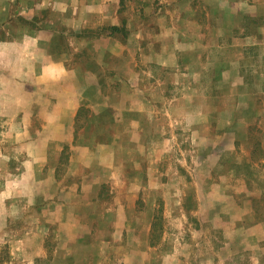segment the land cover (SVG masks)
<instances>
[{
  "label": "rangeland",
  "instance_id": "obj_1",
  "mask_svg": "<svg viewBox=\"0 0 264 264\" xmlns=\"http://www.w3.org/2000/svg\"><path fill=\"white\" fill-rule=\"evenodd\" d=\"M205 1H195L199 2L195 9L202 32L199 35L194 32V42L176 41L182 51L194 53L199 62L194 61L197 71L184 75V79L181 73L177 76L175 72L169 75L159 69L150 70L155 83L160 80L178 83L169 86L168 91L158 84L157 88L167 92L171 99H182L183 103L157 101L152 108L141 105V110H146L153 118L159 116L153 121L155 132L135 134L136 148L125 151L123 146V150H119L116 161L121 166V175L128 176L122 183L103 186L101 203L104 205L99 206V220L91 215L97 209L85 205L90 194L84 192L83 195L79 190L73 196L55 198L53 206L48 199V194H55L56 190L60 193L66 186L76 184L68 172L85 174L76 167H69L68 146L57 152L60 163L54 175L49 178L47 165L39 167L41 175L44 172L39 183L33 184L31 176L27 175L23 188L20 182L14 181L23 161L17 159L19 152L13 151L16 158L0 159V264H264V150L259 123L262 120L255 117L263 111V104L258 100L261 99L259 93L264 91V36L260 41L255 37L250 39L247 46L251 56L241 57L234 51L225 55L223 51L209 52V47L203 44L208 40L202 37L203 31L212 30V22L206 23ZM231 1L219 8L227 13L215 10V16L228 17L232 10L236 11L238 7L231 5ZM245 7V11L255 12H251L253 22H237L232 18L233 22L226 23L237 31L235 36L239 40L246 26L251 35L255 32L252 23L257 20L263 25V16L256 14L257 9L250 5ZM262 10L264 15L263 7ZM11 11L14 13L16 6ZM48 15L49 12H42L40 18ZM17 19L16 23L0 24V30L8 31L4 35L8 40H13L20 27L25 35L30 33L29 27L36 30L35 24L20 16ZM213 25L220 23L213 22ZM28 28L30 30H26ZM55 30L57 37L51 34L48 41H39L37 46L52 62L64 63L74 83L85 85L88 101L79 109L78 129L96 125L99 120L93 111L106 110L109 105L96 101L99 78L106 81L111 75V72H103L104 76L99 74L96 61L99 55L90 51L92 47L99 48V27L79 35L61 27ZM213 41L218 43L216 39ZM255 54H259L257 58ZM227 59H233L229 72ZM40 62L46 64L43 53ZM207 62L212 64L208 68ZM140 67L143 68L139 82L148 88V83L153 81L150 72L145 71L143 65ZM124 70L119 72L122 78L129 73ZM180 78H183L182 83ZM240 78L243 86L235 85ZM74 83L72 90L76 88ZM11 85L1 83L0 105L3 98L4 110L8 113L17 110V106L24 107L23 116L26 112L31 115L33 110V119H25V123L41 130L47 114L53 112L54 104L49 97L53 87L40 86L39 100L19 103L14 102V98L27 95L25 98L30 99V94L38 92V88L15 85L12 88ZM61 88L55 89L60 91ZM144 89L136 88L137 99L143 96ZM118 90H123L122 85L105 87L103 93L117 95ZM210 95L215 101L206 103ZM192 99L199 101L192 102ZM123 104H120L121 110ZM60 105L55 104L56 116L61 111ZM191 110L192 118L185 114ZM204 112H210L212 117L207 119ZM160 113L169 115L163 120ZM63 121L56 119L57 128ZM0 138L13 142L9 136ZM77 138L78 131L75 140ZM10 142L8 147L12 146ZM75 176L73 178L77 179Z\"/></svg>",
  "mask_w": 264,
  "mask_h": 264
},
{
  "label": "crops",
  "instance_id": "obj_2",
  "mask_svg": "<svg viewBox=\"0 0 264 264\" xmlns=\"http://www.w3.org/2000/svg\"><path fill=\"white\" fill-rule=\"evenodd\" d=\"M195 1L197 0H0L1 25L16 23L18 16H20L31 24H35L36 28L35 30L33 27H29L34 31L28 28L26 30H30V33L25 35L23 28L20 27L15 32L12 41L4 37L8 31L0 30V85L4 83L8 87L13 83L11 81L13 79L15 82L10 86L12 88L13 85L24 88H40V86L47 87V85L53 87L52 91L49 92V97L54 104L53 112L47 114L45 125H42L41 130L25 123V119L30 120V117L31 120L33 119V110H31V115L26 112L24 116L23 112L26 110L21 106H17V110L14 109L10 113L5 112L3 104L5 101H2L3 98L1 99L3 103L0 105V136H9L13 142L0 138V159H12L15 157L13 151L19 152L17 159H23V161L20 163L21 169L17 170L16 178L13 180L20 182L21 188L24 187L22 182L27 175L31 176L33 184L39 183L40 177L44 176V172L41 175L39 167L44 168L47 165L49 178L54 175L60 163L57 152L60 153L68 146L70 149L69 167H76L85 174L77 175L72 171L68 172L67 175L76 184L66 186L65 192L61 190L59 193L56 190L55 194H48V199L53 206L56 204L55 198L60 200L61 196L64 198L67 195L73 196L79 190L83 195L84 192L90 194L86 198L85 205L97 209L95 211L97 213L93 212L91 215L93 219L99 220V206L102 205L103 207L104 205L101 203L103 186L122 183L128 176L121 175V166L118 165V160L116 161L119 150H123V146L125 151L135 147L136 144L133 140L135 134L152 135L155 132L152 125L159 116L153 118L146 110H141V105L152 108V104L157 101L162 104L165 101L183 103L182 99H171L172 97H168L167 92H163V90L168 91L169 86H173L172 84L176 82L171 81L169 84L167 80H160L155 83V76L150 70L159 69L169 75H171L170 72H175L177 76L178 73H181L183 78L184 75L197 71L195 68L197 64L194 63L197 58L194 53H188L190 50L182 51L179 48L180 44L177 45L176 43L179 40L194 42V32L197 31V35L202 32L200 29L201 21L195 9V5H199V2L196 3ZM226 2L228 0H207L204 2L205 4L203 3L207 13L206 23L212 22L210 24L212 30H206L202 33V37L208 40L207 43L203 42V44L205 47H209L206 49L211 53L223 51L225 55L234 51L241 57L251 56L249 46H247L250 39L255 37L260 41L259 38L264 36L262 35L264 32V15L262 14L263 10L261 11L262 7L264 9V0H232L231 5L238 7L236 11L232 10L228 17L215 16V10L220 12L219 8L226 7L224 6ZM247 5L255 7L257 9L256 14L263 16V25L258 24L257 20L252 23L255 24V32L251 35L248 26H246L242 31L243 34L239 36V40L235 36L237 31L227 27L226 23L233 22L232 18L237 22H253L251 16L255 12L251 10L253 12L251 14V12L245 11ZM14 6H16V11L13 13L11 8ZM42 12H49L50 15L47 18L43 16L44 19H42L40 18ZM248 13L249 15H247ZM12 18L13 21L10 20ZM258 19L260 18L258 17ZM213 22L216 24L218 22L220 25H213L212 27ZM56 27L72 31L77 35L94 27H99V48L94 49L92 47L90 51L99 55V59L96 58L99 74L104 76L103 72H111V75L109 76L107 73L109 78L106 81L99 78L96 101L109 105L103 111H100L99 108L96 111L92 109L93 114L99 120L96 125L88 124L78 129L76 124L79 109L88 101L85 85L83 83L78 84L77 81L74 83L71 72L65 68L66 65L62 62H52L46 56L45 51L37 46L39 41H48L50 38L48 36L51 34V37H57V35L55 36ZM218 35H223V37L219 38ZM213 39H216L218 43L214 42ZM101 42L105 44H101ZM114 42L115 47H113ZM192 47L196 48L194 45ZM41 53L45 56L46 64L40 62ZM255 55L257 58L258 55ZM227 60L225 64L230 63L227 68V72H229L232 69L231 62L233 59ZM239 61L241 64L244 63V61ZM262 61L264 63V57H262ZM118 64L123 70H120ZM140 65L144 66L145 71L150 72V79L153 80L152 83H148L150 85L148 88L139 82L140 71L143 68ZM211 65L207 62V68ZM124 69L129 73L124 74L122 78L119 72H125ZM183 71L186 73L183 74ZM144 73L148 75V73ZM205 75L207 74L205 73ZM183 78H180V83L183 82ZM73 83L76 87L74 90H72ZM157 84L163 90L158 89ZM229 84L232 85V83ZM243 84L244 82L240 78V81L235 85L243 86ZM121 85L123 90L121 92L118 90L117 95H105L103 93L105 87H119ZM176 85L179 84L176 83ZM141 86L146 89L142 92L143 96L137 99L136 88ZM60 87H62L60 91L55 89ZM39 88L38 92L30 94V99L25 98L27 95H23L24 98H17V96L13 101L19 103H26L28 100L37 101L40 98ZM259 95H261V99L258 102L263 104V111L257 113L255 117L262 120L259 123L262 124V148L264 150V91L263 94L259 93ZM214 98L210 95L205 102H214ZM191 101L197 102L199 99H192ZM249 101L252 102L253 100L250 98ZM122 102L124 103L123 110L119 108ZM111 103L118 104L117 108ZM55 104H61L59 116L55 115L57 108ZM6 109L8 110L7 107ZM192 110L191 113H184L192 118L194 117ZM185 114L180 112L182 116ZM163 115L165 117L160 113V118L165 120L169 114L164 113ZM206 116L207 119L212 117L210 112ZM36 117H40L37 112ZM56 119L64 120L59 123V128H57ZM77 131L78 138L75 140ZM8 142L13 147H8L10 145ZM49 151L52 153H48ZM34 168L36 169L34 170ZM75 175L78 176L77 179L73 178ZM53 183H57V181L53 180ZM45 197L47 196L45 195ZM32 198H35L34 195Z\"/></svg>",
  "mask_w": 264,
  "mask_h": 264
}]
</instances>
